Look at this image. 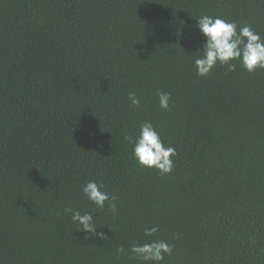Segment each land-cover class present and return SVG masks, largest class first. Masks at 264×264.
<instances>
[{
  "label": "trees",
  "instance_id": "trees-1",
  "mask_svg": "<svg viewBox=\"0 0 264 264\" xmlns=\"http://www.w3.org/2000/svg\"><path fill=\"white\" fill-rule=\"evenodd\" d=\"M202 15L264 37V0H0V264H152L128 251L148 240L174 246L160 264H264V68L197 75ZM145 120L170 174L134 158Z\"/></svg>",
  "mask_w": 264,
  "mask_h": 264
},
{
  "label": "clouds",
  "instance_id": "clouds-1",
  "mask_svg": "<svg viewBox=\"0 0 264 264\" xmlns=\"http://www.w3.org/2000/svg\"><path fill=\"white\" fill-rule=\"evenodd\" d=\"M195 18L196 26L206 38L202 50L198 49L195 52L199 53L194 59L197 75L208 76L218 63L225 66L226 71L233 72L237 67L233 61L237 60L250 73L258 68H264V37L250 25L238 27L236 22L219 16L202 15ZM156 95L160 108L169 109L171 94L158 90ZM128 99L132 106L137 108L140 106V99L135 92H129ZM137 127L139 132L137 136L126 137L133 145L134 158L143 167L157 169L161 176L170 174L174 168L172 157L177 155L175 148L164 144L152 121L145 120ZM104 189L103 183L98 184L95 180H90L84 184L82 192L98 209H104L108 202V209L115 215L118 211L117 197ZM71 220L78 224V231L91 234L86 238L99 236L104 239V233L97 231L93 213L82 214L80 210H73ZM158 230V226L145 228L144 235L152 237ZM173 248L174 246L165 240H148L142 244H132L128 251L138 260L160 264L165 254H172ZM116 252L119 255L125 253V249L120 246Z\"/></svg>",
  "mask_w": 264,
  "mask_h": 264
}]
</instances>
